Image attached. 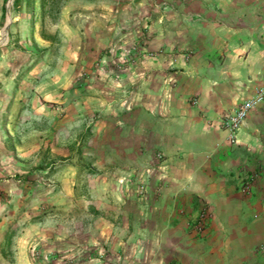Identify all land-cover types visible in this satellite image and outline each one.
Segmentation results:
<instances>
[{
	"label": "rangeland",
	"instance_id": "374dc122",
	"mask_svg": "<svg viewBox=\"0 0 264 264\" xmlns=\"http://www.w3.org/2000/svg\"><path fill=\"white\" fill-rule=\"evenodd\" d=\"M156 9L0 0V264H110L126 182L117 133L151 114Z\"/></svg>",
	"mask_w": 264,
	"mask_h": 264
},
{
	"label": "crops",
	"instance_id": "0c3cea01",
	"mask_svg": "<svg viewBox=\"0 0 264 264\" xmlns=\"http://www.w3.org/2000/svg\"><path fill=\"white\" fill-rule=\"evenodd\" d=\"M151 5V114L117 133L109 263L264 264V0ZM259 90L230 142L223 119Z\"/></svg>",
	"mask_w": 264,
	"mask_h": 264
},
{
	"label": "built area",
	"instance_id": "2783aa9c",
	"mask_svg": "<svg viewBox=\"0 0 264 264\" xmlns=\"http://www.w3.org/2000/svg\"><path fill=\"white\" fill-rule=\"evenodd\" d=\"M263 91L259 90L255 97L241 101L233 111H231L223 119V126L228 132V139L230 142L235 143L237 141L236 135L240 129L243 121L249 114L252 107L262 99ZM204 215V214H203ZM205 216H202V218ZM201 218V220H202ZM261 249L264 250V245L261 246Z\"/></svg>",
	"mask_w": 264,
	"mask_h": 264
},
{
	"label": "trees",
	"instance_id": "16d2710c",
	"mask_svg": "<svg viewBox=\"0 0 264 264\" xmlns=\"http://www.w3.org/2000/svg\"><path fill=\"white\" fill-rule=\"evenodd\" d=\"M16 1L17 0H14V4L16 5ZM10 246V242H9V240H3V242H2V245H1V248L2 249H5V248H8Z\"/></svg>",
	"mask_w": 264,
	"mask_h": 264
}]
</instances>
